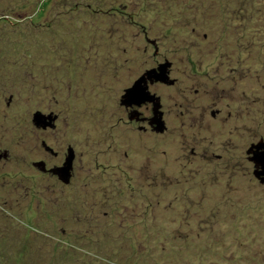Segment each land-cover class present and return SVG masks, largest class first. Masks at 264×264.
<instances>
[{
    "label": "rangeland",
    "instance_id": "obj_1",
    "mask_svg": "<svg viewBox=\"0 0 264 264\" xmlns=\"http://www.w3.org/2000/svg\"><path fill=\"white\" fill-rule=\"evenodd\" d=\"M43 7L35 23L23 13L0 24V72L12 76L0 79V256L21 234L7 222L37 217L53 246L65 245L63 262L103 264L135 240L154 264H264V182L250 153L264 140V0ZM161 62L168 80L148 85L167 115L164 133L143 122L150 104L121 103ZM36 112L57 114L56 128L37 126ZM70 143L69 184L34 166L57 164L50 150Z\"/></svg>",
    "mask_w": 264,
    "mask_h": 264
},
{
    "label": "trees",
    "instance_id": "obj_2",
    "mask_svg": "<svg viewBox=\"0 0 264 264\" xmlns=\"http://www.w3.org/2000/svg\"><path fill=\"white\" fill-rule=\"evenodd\" d=\"M52 2L54 0H24L21 1L25 5H23L21 2H13L9 3L7 0H3L1 4L4 5L3 10H0V24L6 23L10 26H14L18 24L16 21L20 18H24V14H27L24 19H28L31 21V23H35L34 17H36V14L38 13L41 15V11L43 5L45 6L46 3ZM27 11V13H25ZM34 12L33 16H29L30 13ZM36 12V13H35ZM29 13V14H28ZM22 75L24 76L23 69L19 68ZM10 73H2L0 72V79H7L11 82L12 76H10ZM21 80H19V83L23 80L22 77H20ZM13 80V79H12ZM10 184V183H9ZM28 191V190H27ZM28 193V192H27ZM13 198V197H11ZM13 201V200H12ZM7 202V199H6ZM9 202V201H8ZM11 213V212H10ZM13 214L11 213L8 215V217H12ZM7 217V216H6ZM16 218V217H14ZM39 218L35 217L31 221H25L23 225L18 224L17 222H14L13 220L11 222H7V233H12L15 230H19L21 232L20 235H17L16 238H12L9 241L3 242L4 244H7V246L11 245L13 248L12 250H9V256L3 257L2 254L0 257H3L2 260L4 262H0V264H48V263H55V262H63L65 259V255L69 254H62L60 253L65 245L61 242L59 246H53L51 243V235L44 234L42 230L43 228L40 225ZM30 222V223H27ZM47 230V229H46ZM16 234V231H15ZM54 242V241H52ZM135 243H141L136 242L135 240H131L130 246L128 249H125L124 252L121 254H117V250H114L110 252L107 257H105L103 264H106L108 260H110L111 264H154L152 261L153 259H150L149 256L146 253L147 248H143L145 245L141 244L140 246H136ZM52 245V249L50 251H45L47 246ZM149 248V247H148ZM179 258V256H177ZM180 259V258H179ZM12 261V263H11ZM75 263V260L73 257H71V262H63L62 264H72ZM75 264H81V263H75ZM82 264H101L99 259H93V258H87L86 261L82 262ZM155 264H164L161 262H155ZM174 264H185L181 261H174Z\"/></svg>",
    "mask_w": 264,
    "mask_h": 264
},
{
    "label": "water",
    "instance_id": "obj_3",
    "mask_svg": "<svg viewBox=\"0 0 264 264\" xmlns=\"http://www.w3.org/2000/svg\"><path fill=\"white\" fill-rule=\"evenodd\" d=\"M170 63H163L157 68H151L148 69L138 80L135 81L133 86L130 88H127L125 94L123 95V102L129 105H132L133 103H136L138 105H141L145 103L146 101H150L154 104V111H155V117L154 121L156 123V129L160 132H163L165 129V123L163 120V112L161 110L162 103L159 96L156 94H152V92L149 90L148 80H151L154 82H164L168 80V71L167 67ZM172 82V81H171ZM139 85V87L143 90L142 96L138 97V102L133 99V89L136 88V86ZM57 116L53 113H50L49 115H46L41 112H36L34 115V121L37 126H55V120ZM250 153H252L251 159L255 162V175L261 180V182H264V140L260 141L259 143H256L252 145L250 148ZM74 159V153L73 151H70L66 157V160L64 164L60 167L53 168L51 171H53L55 174L59 176L61 180H63L65 183H69L71 179V169H72V163ZM40 165H42V162H39ZM38 163L35 165L37 166Z\"/></svg>",
    "mask_w": 264,
    "mask_h": 264
},
{
    "label": "flooded vegetation",
    "instance_id": "obj_4",
    "mask_svg": "<svg viewBox=\"0 0 264 264\" xmlns=\"http://www.w3.org/2000/svg\"><path fill=\"white\" fill-rule=\"evenodd\" d=\"M164 62H161V63H159L156 67H152V68H157V67H159L161 64H163ZM147 71V70H146ZM171 72V71H170ZM156 82H152V83H150V85H154ZM160 82H158V84H159ZM160 84H163V83H160ZM196 93H198V91H196ZM125 94V93H124ZM123 94V95H124ZM153 94H155V93H153ZM123 95H122V99H121V103H122V106L125 108V109H128V106L130 107V106H133V105H138V104H136V103H133L132 105H129V104H126V103H124L123 102ZM148 104H150L151 106H152V111H153V116H152V119H150V121H148V120H143V122H146L147 124H148V126H151L152 128V130H153V127H155V125H156V123H155V121H154V117H155V111H154V104L152 103V102H150V101H146L144 104H141L140 106L138 105V107H137V111H139V108L140 107H142L143 105H145L146 106V108H148ZM215 105H216V103H215ZM208 109L209 108H204V111L205 112H207L208 111ZM161 110H162V112H163V120H164V123H165V126H166V129L168 128V126H167V124H168V118H166L165 119V117H167V115L165 116V111L163 110V104H162V107H161ZM204 112V113H205ZM220 110L219 109H215V108H212V109H210V113H211V115H212V117L213 118H217V116L220 114ZM187 114V113H189V109H188V111L187 112H184V111H182V114L184 115V114ZM53 114H55L54 112H53ZM133 114H134V112H133ZM133 114H131L130 113V115L132 116V118L134 117V115ZM56 116H57V118H56V120H55V126L53 127V129H55L56 128V126H57V121H58V118H59V116L57 115V114H55ZM131 116H129V120L130 121H134V119H131ZM142 116V115H141ZM167 121V122H166ZM146 128H144L143 130H145ZM166 131V130H165ZM165 131H163V133L165 132ZM257 142H253V144L252 145H254V144H256ZM189 145H191L190 143H189ZM44 147H45V149H47L48 151L50 150V149H48L45 145H44ZM189 147V146H188ZM52 148V147H51ZM195 147H193V148H190V150H192V152H195L196 153V151H198V150H195L194 149ZM65 150L67 151V153L65 154ZM51 151V154L55 157V158H57V159H59V162L57 163V164H53V163H51V164H49L50 163V160H49V158L47 157V159L45 158V160H41V161H36V162H34L33 164H34V166L35 167H38L44 174H48L49 176H52V177H56V178H58L59 180H61L60 178H59V176L57 175V174H55L53 171H51V169H53V168H57V167H60V166H62L63 164H64V162H65V160H66V157H67V155H68V153L70 152V151H73V153H74V158H76V154H75V148L73 147V145L70 143V144H68V146L66 147V149H65V147L63 148V146H61V147H59V148H57V149H53L52 148V150H50ZM203 155H209L208 153H205V151L203 152H201ZM64 157H65V159H64ZM249 158V157H248ZM64 159V160H63ZM213 159H218V160H221L222 159V155L221 154H219V155H217L216 157H213ZM74 160L75 159H73V163H72V169H71V178L74 176V174H75V167H76V163L74 162ZM39 162H42L43 164L42 165H40V163ZM249 162H250V159H249ZM36 163H38L37 164V166L35 165ZM61 163V164H60ZM54 165V166H53ZM223 171V170H222ZM244 171H246V170H244ZM63 183H65L63 180H61ZM72 181V179H70V182ZM69 182V183H70ZM69 183H66V184H69Z\"/></svg>",
    "mask_w": 264,
    "mask_h": 264
},
{
    "label": "snow or ice",
    "instance_id": "obj_5",
    "mask_svg": "<svg viewBox=\"0 0 264 264\" xmlns=\"http://www.w3.org/2000/svg\"><path fill=\"white\" fill-rule=\"evenodd\" d=\"M143 90L139 87V85L136 86V88L133 89V99L138 102V97L142 96Z\"/></svg>",
    "mask_w": 264,
    "mask_h": 264
},
{
    "label": "bare ground",
    "instance_id": "obj_6",
    "mask_svg": "<svg viewBox=\"0 0 264 264\" xmlns=\"http://www.w3.org/2000/svg\"><path fill=\"white\" fill-rule=\"evenodd\" d=\"M194 47V46H193ZM196 49V48H195ZM167 87V86H166ZM165 90V89H164ZM165 92V91H164ZM261 181V180H260Z\"/></svg>",
    "mask_w": 264,
    "mask_h": 264
}]
</instances>
